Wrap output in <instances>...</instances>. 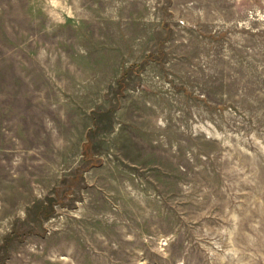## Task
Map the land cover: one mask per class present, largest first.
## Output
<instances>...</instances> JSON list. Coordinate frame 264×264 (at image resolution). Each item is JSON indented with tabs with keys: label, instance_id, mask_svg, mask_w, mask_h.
Wrapping results in <instances>:
<instances>
[{
	"label": "rangeland",
	"instance_id": "obj_1",
	"mask_svg": "<svg viewBox=\"0 0 264 264\" xmlns=\"http://www.w3.org/2000/svg\"><path fill=\"white\" fill-rule=\"evenodd\" d=\"M0 264H264V0H0Z\"/></svg>",
	"mask_w": 264,
	"mask_h": 264
}]
</instances>
